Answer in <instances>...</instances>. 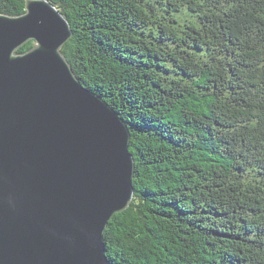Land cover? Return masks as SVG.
<instances>
[{"label":"trees","instance_id":"16d2710c","mask_svg":"<svg viewBox=\"0 0 264 264\" xmlns=\"http://www.w3.org/2000/svg\"><path fill=\"white\" fill-rule=\"evenodd\" d=\"M49 1L75 76L130 132L134 194L103 232L111 263L264 264V0Z\"/></svg>","mask_w":264,"mask_h":264},{"label":"water","instance_id":"95a60500","mask_svg":"<svg viewBox=\"0 0 264 264\" xmlns=\"http://www.w3.org/2000/svg\"><path fill=\"white\" fill-rule=\"evenodd\" d=\"M71 34L49 0L0 14V264H111L103 232L133 198L127 124L75 76Z\"/></svg>","mask_w":264,"mask_h":264},{"label":"bare ground","instance_id":"6f19581e","mask_svg":"<svg viewBox=\"0 0 264 264\" xmlns=\"http://www.w3.org/2000/svg\"><path fill=\"white\" fill-rule=\"evenodd\" d=\"M108 259V258H107ZM109 260V259H108ZM110 263H111V261H110ZM112 264V263H111Z\"/></svg>","mask_w":264,"mask_h":264}]
</instances>
